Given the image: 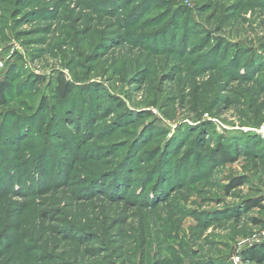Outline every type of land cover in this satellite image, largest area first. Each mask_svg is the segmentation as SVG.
<instances>
[{
    "label": "rangeland",
    "instance_id": "rangeland-1",
    "mask_svg": "<svg viewBox=\"0 0 264 264\" xmlns=\"http://www.w3.org/2000/svg\"><path fill=\"white\" fill-rule=\"evenodd\" d=\"M4 83L0 264H264V0H0Z\"/></svg>",
    "mask_w": 264,
    "mask_h": 264
},
{
    "label": "trees",
    "instance_id": "trees-1",
    "mask_svg": "<svg viewBox=\"0 0 264 264\" xmlns=\"http://www.w3.org/2000/svg\"><path fill=\"white\" fill-rule=\"evenodd\" d=\"M7 86L8 85L5 83L0 85V90H1L0 96L1 97H4V91H5ZM58 91H59V95L64 99L70 95V88H68L67 84H65V83H61V85L58 87ZM256 251L257 250H254L251 252V255L246 254V256L251 257L252 259L260 258V254Z\"/></svg>",
    "mask_w": 264,
    "mask_h": 264
},
{
    "label": "built area",
    "instance_id": "built-area-1",
    "mask_svg": "<svg viewBox=\"0 0 264 264\" xmlns=\"http://www.w3.org/2000/svg\"><path fill=\"white\" fill-rule=\"evenodd\" d=\"M240 261L239 257H236V264Z\"/></svg>",
    "mask_w": 264,
    "mask_h": 264
}]
</instances>
